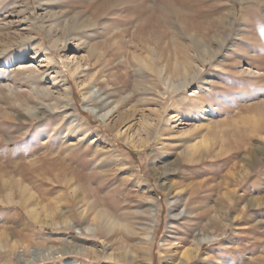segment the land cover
I'll return each mask as SVG.
<instances>
[{"label": "rangeland", "instance_id": "rangeland-1", "mask_svg": "<svg viewBox=\"0 0 264 264\" xmlns=\"http://www.w3.org/2000/svg\"><path fill=\"white\" fill-rule=\"evenodd\" d=\"M263 201L264 0H0V264H264Z\"/></svg>", "mask_w": 264, "mask_h": 264}, {"label": "bare ground", "instance_id": "bare-ground-1", "mask_svg": "<svg viewBox=\"0 0 264 264\" xmlns=\"http://www.w3.org/2000/svg\"><path fill=\"white\" fill-rule=\"evenodd\" d=\"M52 38V37H51ZM63 40L64 41H67L68 42V38L67 39H65V36L63 35V36H58V37H56V38H54L53 40H51V43L53 44V46H55L57 49H61V48H63V47H65L64 45H63ZM64 44H65V42H64ZM43 50V49H42ZM45 50H48L47 48L46 49H44V51ZM47 52V51H46ZM204 52L206 53V49H204ZM200 57V56H199ZM203 57V56H202ZM48 58V57H47ZM210 58V57H209ZM50 59V58H49ZM144 60V59H143ZM201 60V59H200ZM206 60L205 59H203V62H205ZM203 62L201 61V63L203 64ZM69 64V63H68ZM67 64V65H68ZM74 64V63H73ZM143 64H145V63H143ZM73 66V65H72ZM71 66V67H72ZM146 66H148L147 65V63H146ZM201 66V65H200ZM81 68V66H80V63L78 62V60L75 62V64H74V70H79ZM195 68V67H194ZM182 70V69H181ZM187 70V69H186ZM198 70H199V68H198ZM197 69L193 72V73H191L190 74V77H184L183 79L181 78V79H175V80H172V79H170V78H168V79H166V81L164 82V84L169 88V89H172V90H175V89H178V88H181V87H183V86H185V84H186V82H188V80L190 79V78H192L195 74H197L198 76H199V72L200 71H198ZM242 71H244L245 73H252V74H256V73H258V71L257 72H254V71H252V70H250L249 68L248 69H245V70H243L242 69ZM21 72H23V71H21ZM187 72V71H186ZM189 73V72H188ZM186 75V74H185ZM189 76V75H188ZM201 84H203V83H201ZM166 88V87H165ZM34 90H37L36 88L34 89ZM68 89H67V87L65 86L64 87V90H63V95H64V98L66 99V100H68L69 99V97L67 96V93H68V91H67ZM41 93V92H40ZM164 94H166V92H164ZM182 98V97H181ZM85 99V98H84ZM164 99L165 98H163L162 97V100L164 101ZM183 100H187V98L186 97H184V98H182ZM55 100V105H57L58 103H59V101L61 100L60 98L58 99V98H56V99H54ZM162 101V102H163ZM183 102V101H182ZM195 102V101H194ZM177 103L178 104H181V100L179 101V100H177V98L175 99V101L173 102V107L175 106V107H179L180 105H177ZM67 102H64V104H63V107H65V106H67ZM103 104V103H102ZM182 105V104H181ZM102 106V105H101ZM99 107V106H98ZM161 107V106H160ZM164 107V106H163ZM162 107V108H163ZM36 108V107H35ZM89 108H90V106H89ZM115 108V107H114ZM192 108V107H191ZM66 109V108H65ZM103 109L104 108H98V110L97 109H94V108H90V110L92 111V112H94V114H96V116L98 115V116H100L101 118H103V119H106L107 117H109L110 115H111V109H107L106 111H103ZM138 109V108H137ZM38 111V110H37ZM62 111H63V109H62ZM101 111H103V112H101ZM134 111V110H133ZM101 112V113H100ZM153 112V111H152ZM163 110H161L160 109V111H159V118L158 119H155V116H152V115H149V116H151V117H146L144 114H140V117H139V121H138V123L137 124H139V127L143 130H146V131H150V130H156V132H157V130H158V126H159V124H160V122H161V120H163ZM207 112V111H206ZM160 113H162L161 115H160ZM157 115V114H156ZM137 116V115H136ZM71 117V116H70ZM75 117V116H74ZM175 117H177V113H176V115H175ZM175 117H173V118H175ZM200 117H202V116H200ZM171 118V117H170ZM172 118V119H173ZM70 120V119H69ZM137 122V121H136ZM106 124V123H105ZM108 126V125H107ZM122 126V125H121ZM124 126V125H123ZM130 126V125H129ZM135 126H137V125H135ZM125 127V126H124ZM136 128H138V126L136 127ZM138 130V129H137ZM118 131V133H123V134H125L126 135V133H127V131L125 130L124 132H121L119 129L117 130ZM130 131V130H129ZM151 132V131H150ZM242 143H241V146L243 145V147L244 148H246L245 147V144H246V139H247V137H248V133L247 132H242ZM130 137V136H129ZM203 140V139H202ZM207 140V139H206ZM202 145V144H201ZM249 149V148H248ZM247 150V149H246ZM250 152H252V151H249V154H250ZM178 159L180 158V157H177ZM180 160V159H179ZM183 160V159H182ZM179 170V169H178ZM10 188V187H9ZM176 195V194H175ZM24 196V195H23ZM150 196V195H149ZM174 196V195H173ZM28 198V197H27ZM31 198V197H30ZM188 198V197H187ZM23 199V198H22ZM177 199V198H176ZM9 200V199H8ZM30 200V199H29ZM28 200V201H29ZM20 201V200H19ZM176 201H178V200H176ZM9 202H11V201H9ZM23 202H25L24 200H23ZM185 202V201H184ZM264 202V201H263ZM144 210H143V212H144V214H145V216H144V218L146 219V223L141 227V234H143V237H144V239L146 240V241H148V239L150 238V233H151V227H152V224L154 223V218H153V216L155 215V210H156V206L149 200V199H144ZM155 203V202H154ZM190 203V202H189ZM22 204V203H21ZM28 204V203H27ZM175 204L176 203H174V204H170V214H171V217L173 218V217H176V216H178V215H180L181 214V211H176L175 212V209H174V207H175ZM187 204V202H185V204H184V206H185V208H186V205ZM25 206V205H24ZM183 206V207H184ZM28 207V206H27ZM179 208V207H178ZM23 209H24V207H23ZM185 213H186V209H185ZM212 214H214V213H212ZM219 214V213H218ZM14 215V214H13ZM187 215V214H186ZM225 215V214H224ZM184 216V215H183ZM216 216V215H215ZM221 216V215H220ZM20 217V216H19ZM211 217V219L212 218H214V217H212V216H210ZM217 218V217H216ZM20 219V218H19ZM21 220V219H20ZM115 220V219H114ZM109 221H110V219H109ZM213 221V220H212ZM18 222V221H17ZM95 222V221H94ZM121 222H124V220L123 221H121ZM109 223V222H108ZM119 223H120V220H119ZM169 223V222H168ZM74 224V223H73ZM124 224V223H123ZM136 224V223H135ZM125 225V224H124ZM92 226V225H91ZM209 226V225H208ZM221 226V225H220ZM219 226V228H221ZM224 226V225H223ZM226 226V225H225ZM204 227V226H203ZM114 228V227H113ZM205 228V227H204ZM127 229V228H126ZM210 229V228H209ZM204 230V229H203ZM140 231V230H139ZM210 231V230H209ZM212 232V231H211ZM210 232V233H211ZM219 233V232H218ZM213 234V233H212ZM215 235H218V234H214V236ZM210 236V235H209ZM165 237V236H164ZM211 237V236H210ZM217 237V236H216ZM195 238V237H194ZM165 239H167V238H165ZM173 239V238H172ZM211 239V238H210ZM168 240L169 241H172V240H170L169 238H168ZM206 240V239H205ZM15 241H17V240H15ZM173 242V241H172ZM20 243V242H19ZM21 243H22V240H21ZM169 243V242H168ZM193 243L195 244V246H192V247H194L193 248V250H191L192 248H190V250H187V252H186V258L187 259H190V258H193V257H195L197 254H198V252L200 251V248H201V245L203 244V242L201 241V240H197L196 238L193 240ZM6 244V243H5ZM124 244V243H123ZM170 244V243H169ZM12 245V244H11ZM14 245V244H13ZM19 245V244H18ZM119 245V244H118ZM136 245V244H135ZM129 246V245H128ZM124 247V246H123ZM136 247V246H135ZM9 248H11V247H9ZM128 250V249H127ZM135 250V249H134ZM133 250V251H134ZM140 250H142V253H139V252H141ZM144 250V248H139L138 249V251L136 250L134 253L133 252H131L132 254H130V255H132V264H151L150 262H149V259H148V261L146 260L147 259V257H145L144 255H145V252L143 251ZM121 253H122V251H121ZM144 253V255H143V257H140L139 256V254H143ZM130 255H128V256H130ZM171 258H173V256L171 255L170 256V260H171ZM129 259H131V258H129ZM94 260V259H93ZM168 260V259H167ZM163 264H172V263H164L163 262ZM176 264H188V261L187 262H180V263H176Z\"/></svg>", "mask_w": 264, "mask_h": 264}]
</instances>
